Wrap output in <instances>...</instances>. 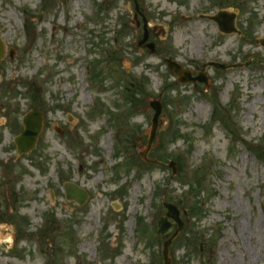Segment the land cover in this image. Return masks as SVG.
Returning <instances> with one entry per match:
<instances>
[{"label": "rangeland", "instance_id": "374dc122", "mask_svg": "<svg viewBox=\"0 0 264 264\" xmlns=\"http://www.w3.org/2000/svg\"><path fill=\"white\" fill-rule=\"evenodd\" d=\"M137 2L165 31L151 36L159 54L137 46L132 0H0V264H163L162 188L186 210L172 264H264V162L248 147L264 158V0ZM219 7L237 33L201 17ZM164 56L185 69L248 63L180 84ZM159 93L153 153L178 161L173 176L138 158ZM33 105L41 133L18 155L13 139ZM69 181L87 191L83 205L64 198Z\"/></svg>", "mask_w": 264, "mask_h": 264}, {"label": "water", "instance_id": "95a60500", "mask_svg": "<svg viewBox=\"0 0 264 264\" xmlns=\"http://www.w3.org/2000/svg\"><path fill=\"white\" fill-rule=\"evenodd\" d=\"M135 5H136V11H138V5L136 3ZM232 17L233 15L229 16V15H226L225 13H218L217 16H213L212 18L217 22V24L219 25V28L222 31L230 33V31L234 30L233 23H232ZM227 18H228V21L226 20ZM143 21H144L143 23L144 32L141 37V40L138 42V45L139 46L142 45L150 49V52L153 53L156 51V49L154 48V43L153 42L145 43V41L148 39L147 38L148 29L146 27V19L144 16H143ZM136 25L137 26L139 25L138 21L136 22ZM155 28L156 27L152 28L153 31L155 30ZM258 42L262 44V46L264 47V38L258 39ZM3 53H4L3 44L0 40V60L3 57ZM165 59H166L169 69L172 70L173 74L177 77V80L180 81L181 83H188V81L194 82L196 80L204 81L207 83V80L203 75L198 76V77H192L190 70L188 69L183 70L182 65L179 62L174 61L170 57H167ZM209 63L215 67H218V66L224 67L222 64L220 65L214 62H209ZM149 105H151V107L154 109V114H153V118L151 119V124H150L151 128L147 136L148 140H147L146 147L142 151L139 152V156L145 162L147 161L152 164H158L159 161L148 158L147 153L155 139L154 137L156 135V131L159 125L158 115L162 109V104L159 99L155 98L149 102ZM22 121H23V130L21 134L15 137L14 139L15 144H17L18 154H21L23 152H28L34 148L36 144L35 141L40 133L39 131L41 130V126H42L41 113L38 110L32 109V111L23 115ZM167 166L168 167L170 166L172 174L176 173V170L178 169V167L176 166V162L174 160H170ZM63 187L65 189V198H67L68 200L72 199L76 201L79 205L83 204L86 201L87 199L86 192L82 190L81 188L79 189L78 186H76L72 182L65 183ZM162 205H164L167 208V212L165 216L161 217L157 223L158 232L164 233L168 229L171 228V221L169 220V218H172L176 223V229L173 231L172 235L169 236L168 239H166L163 242V246H162V261H164V264H171L170 257L168 255L169 253L168 246L171 244L174 237L177 236V234L183 229V222L180 218V215H179L180 212L176 205L172 203L171 204L167 203L164 200V198L162 199Z\"/></svg>", "mask_w": 264, "mask_h": 264}, {"label": "trees", "instance_id": "16d2710c", "mask_svg": "<svg viewBox=\"0 0 264 264\" xmlns=\"http://www.w3.org/2000/svg\"><path fill=\"white\" fill-rule=\"evenodd\" d=\"M97 75V74H96ZM35 102H37V100H35ZM219 110V107H217V106H215L214 107V113H215V115H216V112ZM220 114H219V116H218V120L222 123V124H224L228 129H230L231 130V132L233 131V129H231V127L228 125V124H226V120H227V118H226V116L225 115H227L224 111H223V113H221V112H219ZM173 135H174V140H176V139H179V137H182L183 136V134L181 133V126L180 125H178V127H177V129L172 133ZM252 149H253V151L256 153V155L257 156H259V149L257 148V147H252ZM155 150H153L150 154L151 155H153V152H154ZM157 159H160V160H163V158L161 157V156H158L157 157ZM142 164H144V163H142ZM193 183L192 184H189V183H186L185 185H187L188 186V189H190V190H192L193 188H195L197 185H199L200 184V179H199V173H195L194 174V178H193ZM163 189H161V191H162ZM189 210H190V213L192 214V215H194V214H196V213H200L201 212V207H200V203H198V202H195V203H193V206H191L190 208H189ZM116 257V255H113L112 257H111V259H113L114 260V258Z\"/></svg>", "mask_w": 264, "mask_h": 264}, {"label": "flooded vegetation", "instance_id": "af4514ba", "mask_svg": "<svg viewBox=\"0 0 264 264\" xmlns=\"http://www.w3.org/2000/svg\"><path fill=\"white\" fill-rule=\"evenodd\" d=\"M206 14V13H203ZM199 69H192V75H196L198 73Z\"/></svg>", "mask_w": 264, "mask_h": 264}, {"label": "bare ground", "instance_id": "6f19581e", "mask_svg": "<svg viewBox=\"0 0 264 264\" xmlns=\"http://www.w3.org/2000/svg\"><path fill=\"white\" fill-rule=\"evenodd\" d=\"M241 228H242V226H240ZM240 235H242V233L240 234ZM243 236V235H242ZM246 251V250H245Z\"/></svg>", "mask_w": 264, "mask_h": 264}]
</instances>
